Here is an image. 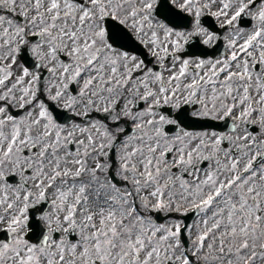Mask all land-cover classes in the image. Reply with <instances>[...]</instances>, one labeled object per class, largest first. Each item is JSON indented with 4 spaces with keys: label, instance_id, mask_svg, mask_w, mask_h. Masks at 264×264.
Here are the masks:
<instances>
[{
    "label": "snow or ice",
    "instance_id": "snow-or-ice-1",
    "mask_svg": "<svg viewBox=\"0 0 264 264\" xmlns=\"http://www.w3.org/2000/svg\"><path fill=\"white\" fill-rule=\"evenodd\" d=\"M0 264H264V0H0Z\"/></svg>",
    "mask_w": 264,
    "mask_h": 264
},
{
    "label": "flooded vegetation",
    "instance_id": "flooded-vegetation-1",
    "mask_svg": "<svg viewBox=\"0 0 264 264\" xmlns=\"http://www.w3.org/2000/svg\"><path fill=\"white\" fill-rule=\"evenodd\" d=\"M205 22H206V24H207V23H214V21H212L211 18H209V17H206V18H205ZM209 51L212 52L213 50H212V49H209ZM221 51H222V47H221ZM144 58H145L146 60H147V59H150V58L147 57V56H145ZM150 66H152V65H150ZM16 111H17L16 109H13V112H14V113H15ZM19 114L22 115V114H23V111L20 110V111H19ZM95 115H98V114H95ZM222 127H223V126H222ZM223 130H224V131H227V128H226V127H223Z\"/></svg>",
    "mask_w": 264,
    "mask_h": 264
},
{
    "label": "water",
    "instance_id": "water-1",
    "mask_svg": "<svg viewBox=\"0 0 264 264\" xmlns=\"http://www.w3.org/2000/svg\"><path fill=\"white\" fill-rule=\"evenodd\" d=\"M191 220H192V215H189L188 217L185 218V221H186L187 223H190Z\"/></svg>",
    "mask_w": 264,
    "mask_h": 264
}]
</instances>
